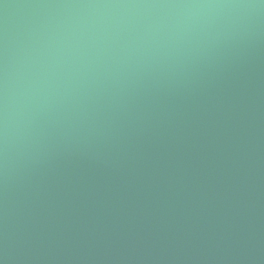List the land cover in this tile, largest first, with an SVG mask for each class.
Returning a JSON list of instances; mask_svg holds the SVG:
<instances>
[{
	"label": "water",
	"instance_id": "95a60500",
	"mask_svg": "<svg viewBox=\"0 0 264 264\" xmlns=\"http://www.w3.org/2000/svg\"><path fill=\"white\" fill-rule=\"evenodd\" d=\"M0 264H264V0H0Z\"/></svg>",
	"mask_w": 264,
	"mask_h": 264
}]
</instances>
